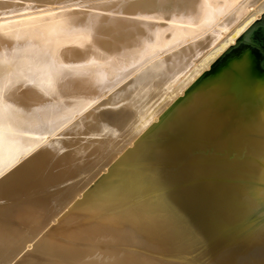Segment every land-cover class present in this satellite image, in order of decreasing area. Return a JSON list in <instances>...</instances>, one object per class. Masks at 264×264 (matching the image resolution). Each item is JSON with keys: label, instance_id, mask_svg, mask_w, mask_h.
Segmentation results:
<instances>
[{"label": "bare ground", "instance_id": "1", "mask_svg": "<svg viewBox=\"0 0 264 264\" xmlns=\"http://www.w3.org/2000/svg\"><path fill=\"white\" fill-rule=\"evenodd\" d=\"M263 15L0 0V264H264Z\"/></svg>", "mask_w": 264, "mask_h": 264}, {"label": "water", "instance_id": "2", "mask_svg": "<svg viewBox=\"0 0 264 264\" xmlns=\"http://www.w3.org/2000/svg\"><path fill=\"white\" fill-rule=\"evenodd\" d=\"M249 48L253 50L255 53L259 55V65L262 70H264V15L257 20L248 30H246L235 42L233 46H231L220 58L218 64H221L224 60H226L228 57L232 56L233 53L238 52L242 48ZM212 181H220L225 182L222 180H212ZM196 182V181H195ZM199 182V181H197ZM194 184L193 181H190L188 184H185L183 186H190ZM243 184V183H241ZM245 184V183H244ZM264 214V206H259V208L254 212L252 215L246 217L243 221V225H248L251 222L259 221L258 216ZM261 223L264 222V217L260 221ZM239 229L237 227H232L231 229H228L224 232H221L217 235L216 240L209 243L210 246L214 244L217 240L220 238H225L227 234L230 233L231 230ZM247 234L244 233V235Z\"/></svg>", "mask_w": 264, "mask_h": 264}, {"label": "rangeland", "instance_id": "3", "mask_svg": "<svg viewBox=\"0 0 264 264\" xmlns=\"http://www.w3.org/2000/svg\"><path fill=\"white\" fill-rule=\"evenodd\" d=\"M186 257L189 258V257H192V256H191V255H190V256H187V255H186Z\"/></svg>", "mask_w": 264, "mask_h": 264}]
</instances>
